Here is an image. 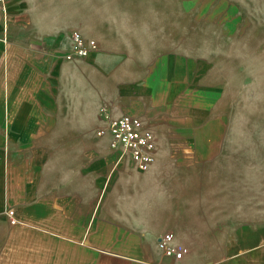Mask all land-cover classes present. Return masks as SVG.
Masks as SVG:
<instances>
[{"label": "crops", "instance_id": "obj_1", "mask_svg": "<svg viewBox=\"0 0 264 264\" xmlns=\"http://www.w3.org/2000/svg\"><path fill=\"white\" fill-rule=\"evenodd\" d=\"M195 2L210 22L230 11ZM113 9L75 24L100 46L77 62L49 0H9L0 17V264H264V226L215 229L203 209L215 170L198 164L224 139L212 63L166 42L160 9ZM103 104L154 130L147 171L98 134Z\"/></svg>", "mask_w": 264, "mask_h": 264}, {"label": "rangeland", "instance_id": "obj_2", "mask_svg": "<svg viewBox=\"0 0 264 264\" xmlns=\"http://www.w3.org/2000/svg\"><path fill=\"white\" fill-rule=\"evenodd\" d=\"M192 2L230 11L210 22V11L196 17L185 7ZM132 6L160 9L166 42L209 59L207 79L222 88L213 113L224 116V139L213 159L198 164L215 170L199 188L208 201L203 209L213 214L215 229L227 217L230 229L264 226V0H49V22L68 25L66 32L79 20L93 28L98 18L119 17L113 7Z\"/></svg>", "mask_w": 264, "mask_h": 264}, {"label": "built area", "instance_id": "obj_3", "mask_svg": "<svg viewBox=\"0 0 264 264\" xmlns=\"http://www.w3.org/2000/svg\"><path fill=\"white\" fill-rule=\"evenodd\" d=\"M8 1L0 0V17L6 12ZM68 39L69 50L65 53V58L71 62L86 58L100 48L96 39L85 36L78 29L70 30ZM100 116L105 122V127L98 130V134H103L108 130L112 135L111 147L128 154L138 169L147 171L155 160L156 135L154 130L137 116L122 114L113 117L105 104L100 107ZM12 215L13 211L10 210L9 217L14 222ZM160 246L166 255L174 253V249L163 242Z\"/></svg>", "mask_w": 264, "mask_h": 264}]
</instances>
